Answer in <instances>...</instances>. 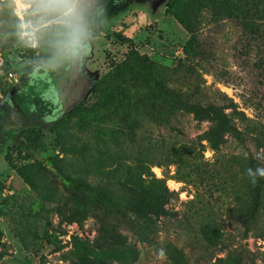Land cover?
I'll use <instances>...</instances> for the list:
<instances>
[{
    "label": "rangeland",
    "instance_id": "1",
    "mask_svg": "<svg viewBox=\"0 0 264 264\" xmlns=\"http://www.w3.org/2000/svg\"><path fill=\"white\" fill-rule=\"evenodd\" d=\"M257 1L263 20L256 37L204 10L199 27L204 57L195 67V86L179 77H171L167 86L187 95L196 88L193 99L203 105L223 93L249 118L264 123V0ZM170 2L156 18L146 4L133 3L106 20L104 0H0V264H74L78 258L106 264H211L225 253L221 245L207 247L209 233L219 234L229 249L264 253V236L257 238L264 235V205L247 237L239 215L249 200L243 171L251 158L264 167L262 151L242 146L224 130L219 133L224 142L215 151L206 140L207 133L218 130L215 120L186 113L166 124L141 117L134 144L110 124L77 126L99 90L121 83L111 73L130 47L168 68L184 57L188 34L168 13ZM55 10L62 15L50 19ZM13 31L17 41L11 43ZM44 47H55L58 54L47 61ZM32 62L46 73L28 83L21 77ZM57 118L64 120L63 146L53 126ZM54 156L62 159L65 172L112 190L118 183H133L127 168L150 166L174 193L167 205L170 215L141 218L110 207L113 240L102 239L92 215L82 225H67L62 185L47 175L51 188L37 194L15 173L26 163ZM161 248L166 259L158 256Z\"/></svg>",
    "mask_w": 264,
    "mask_h": 264
},
{
    "label": "trees",
    "instance_id": "2",
    "mask_svg": "<svg viewBox=\"0 0 264 264\" xmlns=\"http://www.w3.org/2000/svg\"><path fill=\"white\" fill-rule=\"evenodd\" d=\"M106 0H104L105 2ZM257 0H172L168 7V13L186 31L188 39L183 46V58L174 68L165 67L147 55L140 54L137 49L130 47L122 62L117 64L111 76L120 80L99 90L96 101L86 110L85 114L77 120L80 130L91 126L110 124L121 128L124 137L129 144H134L137 137V129L141 124V117L147 118L153 123L166 124L170 117L177 113L192 114L200 118H213L217 131L206 134V140L210 147L217 151L224 142L219 133L224 130L242 146H251L256 151L264 154V123L249 118L245 111L240 110L234 101L223 93L220 97H213L206 104L194 101V92L185 94L167 86L171 77H179L186 84L195 86V67L201 64L204 50L199 38L201 13L210 10L218 18H226L235 21L247 35L259 36L262 25L258 20H263L257 7ZM63 12L54 11L50 19L62 15ZM11 43L17 41L16 31H13ZM68 42L67 39L59 46ZM56 46V45H55ZM44 56L51 60L57 51L55 47H44ZM35 55V49H29ZM8 65L5 64V70ZM40 68H34L33 62L27 66L21 80L28 78L40 79L46 71L40 72ZM7 73V71H6ZM9 95V94H7ZM57 140L61 143V128L64 125L63 118H57L54 123ZM62 159L54 156L45 161L35 160L15 169L16 175L24 184L37 194L46 195L51 187L46 180L47 175H52L63 187L62 207L65 211L63 221L67 225H82L89 215H92L100 223V233L103 240H113L109 230L110 207H122L136 216L146 218L152 216L159 219L170 215L167 205L173 197V192L165 185L163 179L153 176L148 168L135 165L127 168L126 174L131 178L130 182L118 183L120 187L112 190L107 185L92 183L86 176L74 175L65 172L60 163ZM263 167L260 160L251 158L244 171L243 177L248 193V203L241 206L239 215L242 218L244 237L255 229L264 201V178L258 177L256 183H252L247 175V169ZM151 177L147 179L145 176ZM151 182L160 185V188L145 189V183ZM142 186L136 190L133 185ZM258 235L257 238H263ZM51 242L49 236H46ZM207 247L221 245L223 257L216 258L211 264H257L264 263V253L252 252L244 247L236 246L229 249L224 244V239L219 234L209 233ZM74 264H106L104 262L92 263L85 258H78Z\"/></svg>",
    "mask_w": 264,
    "mask_h": 264
},
{
    "label": "water",
    "instance_id": "3",
    "mask_svg": "<svg viewBox=\"0 0 264 264\" xmlns=\"http://www.w3.org/2000/svg\"><path fill=\"white\" fill-rule=\"evenodd\" d=\"M170 1L171 0H135L131 2L129 0H106L102 9L105 19L107 20L125 12L133 3L139 5L146 4L149 8L150 16L156 18Z\"/></svg>",
    "mask_w": 264,
    "mask_h": 264
},
{
    "label": "clouds",
    "instance_id": "4",
    "mask_svg": "<svg viewBox=\"0 0 264 264\" xmlns=\"http://www.w3.org/2000/svg\"><path fill=\"white\" fill-rule=\"evenodd\" d=\"M247 175L251 179L252 183H256L258 177L264 178V167H257L256 169L248 168ZM158 256L161 259H166V253L163 248L159 249Z\"/></svg>",
    "mask_w": 264,
    "mask_h": 264
},
{
    "label": "flooded vegetation",
    "instance_id": "5",
    "mask_svg": "<svg viewBox=\"0 0 264 264\" xmlns=\"http://www.w3.org/2000/svg\"><path fill=\"white\" fill-rule=\"evenodd\" d=\"M129 1L134 2L135 0H129Z\"/></svg>",
    "mask_w": 264,
    "mask_h": 264
}]
</instances>
